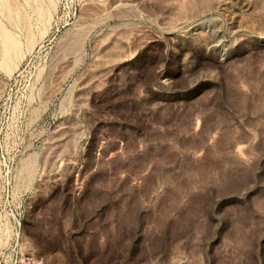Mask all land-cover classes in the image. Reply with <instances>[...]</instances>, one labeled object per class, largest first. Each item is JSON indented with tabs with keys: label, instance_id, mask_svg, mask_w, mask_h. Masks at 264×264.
I'll list each match as a JSON object with an SVG mask.
<instances>
[{
	"label": "rangeland",
	"instance_id": "1",
	"mask_svg": "<svg viewBox=\"0 0 264 264\" xmlns=\"http://www.w3.org/2000/svg\"><path fill=\"white\" fill-rule=\"evenodd\" d=\"M3 2L0 264H264V0Z\"/></svg>",
	"mask_w": 264,
	"mask_h": 264
},
{
	"label": "bare ground",
	"instance_id": "2",
	"mask_svg": "<svg viewBox=\"0 0 264 264\" xmlns=\"http://www.w3.org/2000/svg\"><path fill=\"white\" fill-rule=\"evenodd\" d=\"M0 2L4 3L3 0H0ZM51 5H53V3ZM47 14L49 15L50 13H46L45 15L47 16ZM47 18L49 19L50 15ZM44 31L45 30H43V32ZM12 34L10 32H8V30L5 29L3 26L0 25V45H1L0 68L4 72H6V74L11 73V71L17 67V61H19V59H21V57H24V55H23L24 52L22 51V49L20 47L19 40ZM32 37H33V35L31 36L28 34V36L26 37V40L29 43H31L32 39H34V37L33 38ZM29 46H31V44L28 45V47ZM27 50H32V49L28 48ZM28 52H30V51H28ZM25 54H26V52H25Z\"/></svg>",
	"mask_w": 264,
	"mask_h": 264
}]
</instances>
